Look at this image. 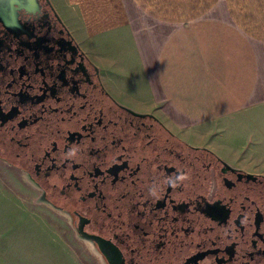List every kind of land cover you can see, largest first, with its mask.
I'll return each mask as SVG.
<instances>
[{
    "label": "flooded vegetation",
    "instance_id": "1",
    "mask_svg": "<svg viewBox=\"0 0 264 264\" xmlns=\"http://www.w3.org/2000/svg\"><path fill=\"white\" fill-rule=\"evenodd\" d=\"M38 1L0 21V158L101 264H264V174L118 104Z\"/></svg>",
    "mask_w": 264,
    "mask_h": 264
},
{
    "label": "crops",
    "instance_id": "2",
    "mask_svg": "<svg viewBox=\"0 0 264 264\" xmlns=\"http://www.w3.org/2000/svg\"><path fill=\"white\" fill-rule=\"evenodd\" d=\"M48 3L118 104L264 174V0Z\"/></svg>",
    "mask_w": 264,
    "mask_h": 264
},
{
    "label": "rangeland",
    "instance_id": "3",
    "mask_svg": "<svg viewBox=\"0 0 264 264\" xmlns=\"http://www.w3.org/2000/svg\"><path fill=\"white\" fill-rule=\"evenodd\" d=\"M39 195L0 158V264H101L69 220Z\"/></svg>",
    "mask_w": 264,
    "mask_h": 264
},
{
    "label": "water",
    "instance_id": "4",
    "mask_svg": "<svg viewBox=\"0 0 264 264\" xmlns=\"http://www.w3.org/2000/svg\"><path fill=\"white\" fill-rule=\"evenodd\" d=\"M36 5H39L38 0H0V21H3L11 10H15L16 6L29 9Z\"/></svg>",
    "mask_w": 264,
    "mask_h": 264
}]
</instances>
